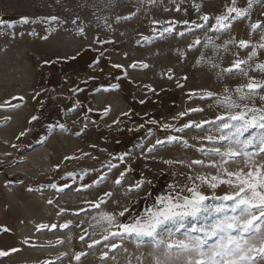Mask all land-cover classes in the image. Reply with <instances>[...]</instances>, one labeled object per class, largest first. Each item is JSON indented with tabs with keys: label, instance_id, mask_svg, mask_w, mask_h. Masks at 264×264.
<instances>
[{
	"label": "rangeland",
	"instance_id": "obj_1",
	"mask_svg": "<svg viewBox=\"0 0 264 264\" xmlns=\"http://www.w3.org/2000/svg\"><path fill=\"white\" fill-rule=\"evenodd\" d=\"M230 4L231 0H0V20L6 22L0 25V105H5L0 108V249H19L7 257H0V264H45L48 261L52 264H129L130 261L138 264L137 257L144 264H151V249L146 243L138 249L133 241L125 240L121 247L112 250L105 249L102 241L89 248L92 239L102 237L103 229L89 226L97 210L85 202L111 192L112 196L105 197L107 202L101 205V210L111 212L129 207L133 215L142 213L157 196L168 192L169 185H183L187 175L211 171L207 167L190 169L162 162L203 159L207 163L209 158L198 151L201 144L210 147L207 141L200 139L207 132L192 128L175 133L160 127L138 141L124 142L112 153L109 151L110 155H100L97 160L78 156L65 159L74 156L64 151L63 155L50 158L48 150L41 148V142L27 140L26 134L12 140L11 119L16 110L26 107L29 101L28 81L40 68L38 55L60 54L79 44L101 48L107 54L142 68L149 86L162 92L164 104L169 94L174 127L189 120L213 119L221 110L215 106L214 99H200L201 90L216 93H223L225 87L234 90L237 85L247 83V77L239 73L218 75L219 68H211L210 63L227 68L237 58V53L241 59L247 57L249 50L239 49L235 44H228L225 50L223 45L232 38L236 41L250 39L254 44L259 42L262 31L252 33L249 25L264 22V0L253 4L249 19L235 21L232 29L218 38L207 33L221 46L218 50L205 48L203 44L190 50L188 45L196 37L203 42L205 33L197 29L181 37L178 33L187 27L183 24H177L171 33L162 36L160 33L169 26L166 21L199 22L201 15L214 17ZM246 5L247 0H237V6ZM22 16L35 22L22 24ZM50 16L59 17L60 22L49 23L43 19ZM74 19L76 24L72 23ZM79 27L84 29L83 35L78 33ZM51 29L55 30L49 34ZM44 36L48 38L43 39ZM258 51V59L250 62L253 66L256 62H264V50ZM202 53L209 62L198 64ZM139 62L148 67H142ZM249 75L257 80L264 79L259 71H250ZM6 101L17 107H10ZM260 103L257 98L256 104ZM192 108L203 111L179 117V113ZM167 135L183 137L189 147L177 141L156 145L151 153L147 151L157 139L164 140ZM124 153L128 155L121 162L118 157ZM121 172L126 173L125 178L121 185H116L114 181ZM138 181H144L142 188L128 191L129 186ZM52 183L57 188L48 187ZM202 190L212 195L207 187ZM224 191V187L218 188L216 194L223 195ZM208 203L217 201L210 199ZM66 221H72L67 229L49 227L37 231V225H61ZM4 228L8 231H3ZM81 235L85 237L83 241ZM25 239L29 240L28 244L22 243ZM58 240L62 243H57ZM104 251H108L106 260L101 259ZM80 252L84 255L76 261L75 254ZM61 253L66 255L61 256Z\"/></svg>",
	"mask_w": 264,
	"mask_h": 264
},
{
	"label": "snow or ice",
	"instance_id": "obj_2",
	"mask_svg": "<svg viewBox=\"0 0 264 264\" xmlns=\"http://www.w3.org/2000/svg\"><path fill=\"white\" fill-rule=\"evenodd\" d=\"M255 2L258 0H247L246 7H239L237 0H231V4L226 6L224 12L214 17L207 14L201 15L199 22L195 20L166 21L165 23L169 26L163 28L160 34L162 36L164 33H171L177 24H183L187 27L178 33L181 37L186 33H193L197 29L205 33L203 42L199 37H196L188 45L190 50L201 44L205 48L218 50L221 46L216 45L213 36H209L207 33H212L218 38L220 34L230 31L235 21L249 19L250 10ZM43 19L49 23L60 22V18L57 16ZM30 22L34 23L35 21H30L27 16L20 18L22 24ZM76 22L75 19L72 21L73 24ZM5 23L0 20V25ZM154 23L159 22L154 21ZM249 27L252 33L257 30L262 31L259 42L254 44L250 39L236 41L235 38H232L225 41L223 45L225 50H227L228 44H235L239 49L249 50L246 58H239V53H237V58L227 68H220L214 62L210 63L211 68H219L218 75L239 73L247 77V83L237 85L234 90L225 87L223 93L201 90L202 95L199 98L214 99L215 106L221 110L213 119L199 122L189 120L180 127H174L171 124L162 125L164 130L175 133H183L186 129L192 128L206 131L207 134L200 139L207 141V144L210 145L207 147L201 144L198 148V151L209 158L207 163L203 159H194L190 161L163 160L164 164H181L190 169L196 166L207 167L211 171L187 175L186 183L183 185H169L166 194L157 196L150 207L135 215L132 214L129 207L111 212L101 210V205L107 202L105 197L110 198L111 192H105L95 201H86L85 203L91 208L97 210V214L92 216L93 223L89 226L93 229L96 227L103 229L102 237L92 239L88 244L89 248L99 245L103 241L105 249L114 250L121 247L123 241L131 240L138 249L145 243L150 247L151 264H264V79L257 80L256 77L249 75L250 71H259L264 75V62H256L254 66L250 63L254 59H258V50H264V22L256 21ZM54 30L51 29L49 34ZM78 33L83 35L84 29L79 27ZM31 34L36 35L35 32ZM47 38V36L43 37V39ZM144 39L147 40L148 37ZM181 55L183 56L184 53ZM201 62H209L203 53L197 63ZM139 63L144 68L148 67L146 63ZM136 66V63L130 65L133 68ZM113 67L121 68L122 65L115 64ZM169 79H172L171 75ZM180 86L182 87V85ZM111 87L116 89L119 85L113 84ZM257 98L261 102L259 105L256 104ZM12 99H17V97ZM18 99L23 100V97ZM5 104L13 108L17 107L8 101ZM4 106L0 105V108ZM109 111L110 107L104 110L105 114ZM202 111L201 108H192L187 112L179 113V117L186 116L188 112ZM123 115H128V113H123ZM37 119L38 117L34 115L29 123ZM113 123L119 124L120 121L117 119ZM149 123L156 124L157 121L152 120ZM205 126L208 128L206 129ZM139 127L143 128L144 125L141 124ZM26 131H30V129ZM25 134L26 132H21L17 139ZM149 134H151V129H149ZM177 141L181 142L184 147H189L188 141L183 137L167 135L164 140L157 139L147 151L151 153L156 145L173 144ZM13 147L16 146L13 145ZM85 155L88 154L85 153ZM127 155L128 153H124L118 159L124 162ZM73 158L75 157H65V159ZM240 161L243 163H239ZM56 167L58 169L59 166ZM109 167H116V165H109ZM125 175V172H121L114 183L121 185ZM94 183H98V181H94ZM143 184L144 181H138L130 185L128 191L139 190ZM48 187L55 189L57 185L52 183ZM204 187L211 190V196L202 190ZM221 187H224L225 191L223 195H217L216 190ZM210 199L217 203L209 204ZM48 203L51 204L52 201L49 200ZM60 211L65 210L61 209ZM81 211L84 210L81 209ZM209 218H211L210 221ZM71 223L72 221H66L61 225L40 224L37 225V231L49 227L67 229ZM3 231H8V229L4 228ZM84 239L85 237L81 235L80 240ZM22 243L28 244L29 240L25 239ZM57 243H62V241L58 240ZM18 251V248L0 249V257H7ZM64 255L66 253H61V256ZM83 255V252L77 253L74 259L80 261ZM107 257L108 251L102 252L101 259L106 260ZM137 262L144 264V261L139 257H137ZM45 264H52V262L48 261Z\"/></svg>",
	"mask_w": 264,
	"mask_h": 264
},
{
	"label": "crops",
	"instance_id": "obj_3",
	"mask_svg": "<svg viewBox=\"0 0 264 264\" xmlns=\"http://www.w3.org/2000/svg\"><path fill=\"white\" fill-rule=\"evenodd\" d=\"M38 59L40 68L28 81L29 101L11 119L12 140L26 132L27 140L41 142L50 158L65 151L97 160L126 141H138L149 129L152 133L172 123L169 94L164 104L162 92L149 86L142 68L130 67L129 62L101 48L79 44L60 54L41 53ZM115 64L122 67L114 68ZM113 84L119 87L113 89ZM50 92L64 96L65 116L43 110L41 101ZM34 115L38 119L29 123ZM117 119L120 123H113ZM152 120L157 123H149Z\"/></svg>",
	"mask_w": 264,
	"mask_h": 264
},
{
	"label": "built area",
	"instance_id": "obj_4",
	"mask_svg": "<svg viewBox=\"0 0 264 264\" xmlns=\"http://www.w3.org/2000/svg\"><path fill=\"white\" fill-rule=\"evenodd\" d=\"M41 106L45 112L51 113L56 117L67 114L66 100L64 96L57 92H50L43 97Z\"/></svg>",
	"mask_w": 264,
	"mask_h": 264
}]
</instances>
